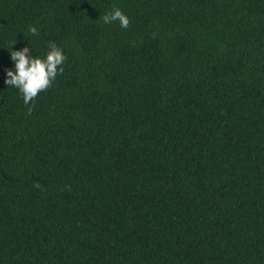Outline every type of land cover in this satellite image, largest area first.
Instances as JSON below:
<instances>
[{"label": "trees", "instance_id": "obj_1", "mask_svg": "<svg viewBox=\"0 0 264 264\" xmlns=\"http://www.w3.org/2000/svg\"><path fill=\"white\" fill-rule=\"evenodd\" d=\"M0 264H264V0H0Z\"/></svg>", "mask_w": 264, "mask_h": 264}, {"label": "clouds", "instance_id": "obj_2", "mask_svg": "<svg viewBox=\"0 0 264 264\" xmlns=\"http://www.w3.org/2000/svg\"><path fill=\"white\" fill-rule=\"evenodd\" d=\"M118 21L120 27L127 28L130 21L126 14L119 8H113L103 17L105 24ZM29 32L36 36L38 29L35 26L29 28ZM11 45V49L13 44ZM14 68L6 70L5 83L12 86L21 94L25 105L30 104L39 93L52 86L57 74L63 72V64L67 60L63 49L54 41L47 45L45 54L33 56L30 48L25 46L21 50L10 51ZM40 187L39 183L35 185Z\"/></svg>", "mask_w": 264, "mask_h": 264}]
</instances>
